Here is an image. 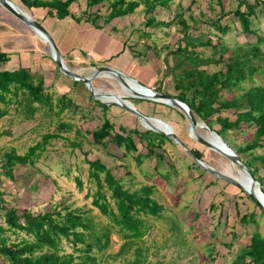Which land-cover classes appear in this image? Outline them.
Segmentation results:
<instances>
[{
	"label": "rangeland",
	"instance_id": "obj_1",
	"mask_svg": "<svg viewBox=\"0 0 264 264\" xmlns=\"http://www.w3.org/2000/svg\"><path fill=\"white\" fill-rule=\"evenodd\" d=\"M12 1L18 6H22L17 0ZM246 1L253 4L256 0ZM78 2L81 3L74 8L75 14H81L84 9H88L86 0ZM238 5L239 0H221L220 3L219 0H176L171 4L170 9H157L155 17L158 21L173 24L169 27H156L154 30L156 35L148 40L150 43L152 41L154 45L152 57L155 66L157 64L164 65L167 68L165 70L166 78L171 79L170 75L172 74L173 84L175 86L178 84L184 90H187L190 81L180 79V70H174L179 62H183L181 74H186L189 69L197 68L202 60L205 62L199 65L201 70H206L210 74L220 70L226 71L225 62L220 64L212 60L214 51L211 46H199L196 51L187 52V54H184L186 52L176 56L171 54V52H176L178 47L186 46L182 26L175 23L174 18L181 13L190 27L188 34L201 38L204 42L211 39L213 44L231 48L246 43H255L257 36L255 34L245 35L241 30L239 20L234 15ZM222 7L227 14L220 18ZM97 9L100 10L102 16H107L110 12L108 3L98 8L94 7L91 11L95 12ZM258 11L253 28L257 30L258 35L264 36V11H260V8ZM146 20L147 16L142 5L133 15L128 16L125 20L123 18L119 20L116 23V28L122 30L126 25L129 27L141 26L146 29ZM218 20L220 24L230 27L228 33L224 34L216 29L213 23ZM0 22L5 26L0 24L1 33L3 31L12 32L9 42L13 44L9 47L27 51L25 66L34 65L35 73L33 75L37 78L43 77L46 95H50L53 99L54 112L62 109V106H58V100L63 95L69 94V102L67 105L65 104L66 108L62 110L57 119L51 109L46 106H40L39 109L33 110L29 99H26L27 96L22 93H19L18 96H8V102L12 101L11 103L0 101V109L7 112V115L0 120V225L6 229L9 228L4 219L6 210L15 209L19 215L24 212L38 215L54 211H61L65 215L68 208L84 212L85 216L93 219L98 230L104 226L112 225L111 221L102 215L93 203L97 194V185L90 178L89 161L101 160L116 178L121 179L125 189L138 191L147 185L154 186L155 193L152 197L166 208L162 218L143 216L149 228L138 245L145 251L146 261L152 264H233L241 251L249 246L253 233L259 232L264 236V216L261 215L255 203L249 199L247 193L240 187L220 180L202 169L174 139L162 135L165 138L164 146L155 148L159 154L163 155L164 159L161 164H158L160 161L158 157H146L140 164L135 158L137 153H128L125 147H118L111 141L107 142V146L95 145L90 132L97 130L105 117L114 123L117 132H122L123 127L128 131L137 130L146 136L145 133L149 131V138L146 136L147 138L141 140L139 136H134L138 152L145 156L148 154L147 145L151 141L150 138L161 140V137L158 136L161 134L150 131V125L147 122H141L139 118L116 105H107V112H105L104 106L100 105L101 102L94 99L90 90L83 83L76 82L62 73L59 74L65 77L64 82L60 77H56L55 71L47 63V60L53 61L49 50L51 49L50 45L41 41V38L29 26L14 15L7 13L1 5ZM40 22L46 23L44 19H41ZM60 25L65 29L67 24L62 22ZM143 45V52L140 49L143 53L141 59L146 60L145 54L147 57L151 50L147 49L146 43ZM262 49L264 51V45ZM219 51L214 56L216 59L221 56ZM159 52L161 53L159 54ZM63 55L66 64L74 66L70 62V56ZM224 57V59H228L229 54H225ZM39 61L43 63L41 67L38 66L40 65ZM163 71H160L159 77L163 76ZM56 79L59 81L57 82ZM252 79L243 82L240 89L224 90L223 98L231 99L234 93L239 96L248 88L256 85L264 86V75L261 73L254 74ZM39 80L34 79V82ZM118 82V79L100 76L94 80L93 85L102 93L101 95H104L102 96L103 100L114 101L113 96L122 93ZM156 88V90L162 89V87ZM66 90L69 91L66 92ZM173 92L175 90L171 89L166 94L170 95ZM127 99L132 101L137 108L139 106L140 111L149 117L166 120V109H169L168 113L176 111V115L181 116L179 110L172 106L146 99L131 97ZM188 102L193 103L190 99ZM133 116L136 117V120ZM221 117L235 121L236 114L234 110H224ZM182 118L185 123L183 115ZM56 120L58 123L70 125V128L63 131L59 138L49 142L47 149L39 154L35 164L24 166L17 163L12 168H7L6 154L12 152L17 155L27 154L31 147L42 141L44 135L58 131L54 127L57 125V123L55 124ZM208 124L213 129L221 128L216 116L212 120L210 118ZM172 128L187 147L202 152L205 155L203 160L212 167L224 171L225 168L233 165L220 153L212 151L190 138L189 133L192 134V132H189L191 130L188 125L185 131L184 129L176 131L174 127ZM198 132L202 136L209 133L204 126ZM254 132V127L244 126L240 129L229 130L222 134V138L236 152L238 147L245 146L252 141ZM256 153L264 155V148L257 149ZM246 159L249 160V158ZM4 170H10L12 175H7ZM260 174H263V170L260 171ZM167 177L168 181L164 179ZM78 180L82 182V185H79ZM104 191L110 197L111 193L107 189ZM110 202L114 205L112 199ZM213 205L215 208L212 207ZM251 213H255V221L242 222V217ZM172 220H176L180 228L179 232L177 230L176 233H173ZM111 231V243L104 254L105 256L98 253L99 257L104 256L103 260H100V264H126L128 260L134 259V249L126 257H108L118 253L124 242L123 237L118 234L117 228H112ZM4 236L9 239L8 246L19 244L25 239L34 241V237L28 236L24 232L14 234L12 231H8ZM214 246L218 256L215 261H212L210 248ZM62 249L66 253L79 254L66 240L63 241ZM250 261L247 259V263ZM0 264H8V262L0 256Z\"/></svg>",
	"mask_w": 264,
	"mask_h": 264
},
{
	"label": "trees",
	"instance_id": "obj_2",
	"mask_svg": "<svg viewBox=\"0 0 264 264\" xmlns=\"http://www.w3.org/2000/svg\"><path fill=\"white\" fill-rule=\"evenodd\" d=\"M17 1L28 9L42 8L47 10L50 18L59 20L72 18L77 23L85 20L96 28L101 29L100 20H104L105 24H108L115 18L135 13L142 5L147 16L145 23L147 28L169 27L173 23L158 21L155 17V12L157 9H170L171 4L176 0H87L88 9L82 15H74L70 11L71 5L79 0ZM220 2L221 0H219ZM107 3L110 12L106 17L91 11L94 7ZM259 8L260 11H264V0H256L253 4L246 0H239V5L234 11V15L239 20L242 32L248 36L255 34L257 41L232 48L221 44H213L211 39L204 42L201 38L189 35L188 30L190 27L187 20L181 13L177 14V19L176 17L174 18L176 20L175 23L182 26L186 46L178 47V50L171 52V54L175 56L183 52L187 54V52L196 51L199 46H211L214 51L212 60L220 64L225 62L226 71L220 70L210 74L206 70H201L199 65L205 62V60H202L197 68L187 70L186 74H180V79H187L190 82H188L187 90L176 84L175 88L179 91L176 98L187 103L195 116L200 117L211 130L217 132L221 137H223L222 134L232 129L236 130L244 126L255 128L252 141L245 146L238 147L236 153L243 158L245 164L264 187V155L256 153L257 149L264 148V86L256 85L248 88L239 96L234 93L231 99H225L222 95L224 90L233 91L240 89L241 84L247 79L253 80L252 78L256 73L264 75V51L262 49L264 36L258 35L257 30L253 28L254 19L258 16ZM226 14L222 7V16L220 15V18ZM213 24L216 29L224 34L230 30L229 26L220 24L219 20ZM217 51L221 53L219 59L214 57L217 55ZM225 54H229L228 59H224ZM8 60L7 55L0 53V64L6 63ZM182 67L183 62H179L174 70L181 71ZM34 79L40 80L35 83ZM19 93L27 96L26 99H29L33 110L39 109L40 106H46L51 109L56 119L62 110L66 108L67 102H69V97L63 95L58 100V106H62V109L54 112L53 99L50 95H46L43 77L37 78L28 69H19L14 72L0 71V101L11 103L12 101L8 102V96H18ZM9 99L11 100V98ZM189 99L193 103H189ZM100 105L104 106L105 112H107L108 107L101 103ZM224 110H234L236 114L235 121L221 117V113ZM6 115L7 112L0 109V120ZM214 116H216V120L221 127L219 130H214L208 124L209 119L211 118L212 120ZM56 123L57 125L54 127L58 131L44 135L42 141L31 147L27 154L17 155L15 152L6 154L7 168H12L17 163L24 166L35 164V161L40 156L39 154L47 149L49 142L59 138L63 131L70 128V125L66 123H58L57 120L55 121ZM149 133V131L145 133L148 138ZM90 134L95 145L107 146V142L111 141L118 147H125L128 153H137L135 158L140 164L146 157H158L160 159L158 164H161L162 159H164L163 155L156 151L158 147L162 148L165 144V138H163L164 135L162 136V134H158L161 140L159 138H150L151 141L148 142V154L146 156L138 152L134 136H139L141 140L147 137L137 130L128 131L123 127L122 132H117L114 123L107 117L104 118L102 125L97 130L90 132ZM192 153L199 160H203L205 157L202 152L195 149H192ZM244 157L249 158V160ZM89 164L90 178L97 185V194L93 202L94 206L111 221L112 225L104 226L98 230L93 219L85 216V213L80 210H72L70 208L66 210L65 215L61 211L38 215L32 212H24L19 215L15 209L6 210L4 219L9 228L6 229L0 225V256L8 264H100V260H103L104 254L110 246L112 228L118 229V234L123 237L124 242L118 253L108 257H126L134 249V259L128 260L126 264H152L146 261L145 251L138 244L139 241L143 240L149 228L143 216H152L159 219L162 218V214L166 209L163 204L152 197L155 193L154 186L147 185L138 191H130L125 189L121 179L116 178L101 160L89 161ZM261 170H263L262 175L260 174ZM4 172L7 175H12L10 170H4ZM164 179L166 181L169 180L168 177ZM78 183L82 185L80 180H78ZM104 189L111 193L110 197L105 193ZM111 199L114 201V205L111 204ZM249 199L251 198L249 197ZM255 205L260 210L261 215L264 216L263 209L256 203ZM212 207L215 208L214 205ZM255 218V213H251L243 216L241 220L242 222H249L255 221ZM22 220L23 222H21ZM171 224L173 233H176L177 230L179 232L180 228L176 220H172ZM8 231H12L14 234L24 232L26 235L34 237V241L25 239L19 244L8 246L7 242L9 239L4 236ZM64 240L71 243L79 254L64 252L62 249ZM210 251H212L210 254L211 260L215 261L218 256L215 246L210 248ZM98 253L104 256L99 257ZM247 259L251 261L247 263ZM233 264H264V236L259 232L253 233L249 246L241 251Z\"/></svg>",
	"mask_w": 264,
	"mask_h": 264
},
{
	"label": "crops",
	"instance_id": "obj_3",
	"mask_svg": "<svg viewBox=\"0 0 264 264\" xmlns=\"http://www.w3.org/2000/svg\"><path fill=\"white\" fill-rule=\"evenodd\" d=\"M80 3L81 2H76L71 5L70 11L74 15H82V13L87 10L84 9L81 14H75L74 8L79 6ZM21 5L22 8L24 7V9L28 10V12H31L30 15L34 19L38 20L39 22L41 19H44V21H46V23L43 22L44 24H42L47 28V30L51 33L52 37L56 41L62 57L64 56L63 54H67L70 56L71 60H69L74 65L72 67L67 65L70 69L80 73L81 75L90 76L94 73L96 67L110 66L118 71H121L125 75L136 79L146 87H149L158 93L166 94L168 93V90L171 91V89H173L175 90V92L170 95L175 98L178 96L179 91L176 90L175 85L173 84V75L170 73L171 79H167L165 75V70H167V68L164 67V65L159 64L155 66V62L153 61L152 49L154 45L152 41L150 43V41L148 42V40L152 39L153 36L156 35V33L154 32L156 28L144 29V27L142 28L141 26L129 27L126 25L122 30L116 28V23L119 22V20H122V18L123 20H125L128 16H131L134 13L124 17H120L121 19L115 18L108 24H105L104 20H102L101 22L99 21V24L102 26V28L98 29L93 24L85 20H83L81 23H77L72 18H66L65 20L50 18L47 14V10L45 9H28L23 4ZM6 12L12 15L9 11L6 10ZM95 13H99L101 15L99 9H97ZM62 22H66L67 24L65 29H63V27L60 25ZM0 24L5 27L2 22H0ZM10 25L12 26L11 23ZM10 33L12 34L11 31H3V33L0 32V53L7 55L9 59L8 62L0 64V71L3 72L7 70L14 72L19 69H28L32 74L35 73L33 69L34 65H30L28 67L25 66L27 51L25 52L24 50H15L9 47L13 44L9 42L11 40ZM143 38L145 39L143 40ZM143 41L144 43H146L147 49L151 50L148 52L149 55H147V57L145 54L146 60L141 59L144 48ZM140 49L142 50V52L140 51ZM160 53L161 52H159V54ZM41 62L42 61L38 62L40 63V65H38L40 67L43 64ZM47 63L51 66V68H53V71H55L54 75H56V77H60L61 81L64 82L65 77H62L60 75L62 72L60 71L55 61L47 60ZM167 65L169 66V64ZM161 70H164L163 76L159 77ZM179 72L180 74L182 73V71ZM169 80L171 81L169 82ZM56 81L58 82L59 80L56 79ZM156 87H162V89L156 90ZM68 91L69 90H66V92ZM137 109H139V106ZM168 111L169 109H166L165 111L167 112L165 113L166 120H162L166 123H169L171 126L173 125L172 127H174L176 131H179V129H184L185 131L187 125L189 127L188 119L181 111H179L181 113V116H179L178 114L176 115V111H172L170 113H168ZM155 112L157 111L155 110ZM121 113L124 114L122 111ZM149 114L152 115L151 113ZM182 115L186 120L185 123ZM134 119L136 120V117H134ZM169 119L170 121H167ZM197 119L199 122L203 121L200 117H197ZM153 124L160 129L165 127L168 131L173 130L170 129V126L165 123H161L163 127L154 122ZM214 129L217 130V128Z\"/></svg>",
	"mask_w": 264,
	"mask_h": 264
},
{
	"label": "water",
	"instance_id": "obj_4",
	"mask_svg": "<svg viewBox=\"0 0 264 264\" xmlns=\"http://www.w3.org/2000/svg\"><path fill=\"white\" fill-rule=\"evenodd\" d=\"M0 5L4 7L7 11H9L12 15H14L17 19L25 23L30 28L37 31L39 34L44 35L46 40L48 41V44L50 45L51 51H52V58L55 61V63L58 65L60 71L67 77L75 80L76 82H81L90 90L92 96L95 100L100 101L104 105H116L126 112L136 116L141 121L150 122L151 120H158L161 123H165V121L161 119H157L154 117H148L144 114H142L135 106V104L128 100V97L131 98H139V99H146L149 101L161 103L164 105L172 106L173 108L178 109L181 111L186 118L188 119L189 123L192 125V129L194 130V136L198 143L208 147L212 151H215L217 153H220L224 157H226L231 163H233L235 166L242 169L248 180H250L251 183H253L254 188H257L258 186V192L256 195L252 193L251 191H247L246 188L231 174L222 170H217L216 168L209 165L207 162L203 160H199L193 153L192 150L187 147V145L174 133V131L170 132H164L153 125L149 126V130L153 132L160 133L166 137H170L174 139L176 143H178L181 147H183L195 160L197 165H199L202 169L208 171L209 173H212L215 175L218 179L229 182L231 184H234L241 189H243L247 195L264 211V187L263 185L258 181V179L253 175L252 171L249 169V167L245 164L244 160L234 151L233 148L215 131L211 130L206 123H204V128L207 129L209 132L213 133L215 137L219 140V142L222 144V147L217 146V144L213 143L209 139H207L205 136L200 135L197 132V129L199 127V124H201L197 117L195 116L194 112L191 110L189 105L185 103L184 101L177 99L175 97H172L170 95H166L164 93H158L154 91L153 89L146 87L136 79H133L132 77H129L122 73L121 71H118L110 66H100L96 67L94 73L90 76H84L80 73L70 69L65 60L63 59L59 48L57 46L56 41L52 37L51 33L47 30V28L40 23L38 20L34 19L32 16L27 15L24 12H21L17 5L12 0H0ZM103 73H114L118 76L119 81L125 85L126 87H129L128 81H131L138 86H140L143 90H145V93L138 92L136 90H133L132 95L129 96H118L117 101H104L102 99V96L99 95L95 91V87L93 85V81L103 75ZM169 124V123H168ZM170 125V124H169ZM203 127V126H202ZM193 135V134H192Z\"/></svg>",
	"mask_w": 264,
	"mask_h": 264
},
{
	"label": "bare ground",
	"instance_id": "obj_5",
	"mask_svg": "<svg viewBox=\"0 0 264 264\" xmlns=\"http://www.w3.org/2000/svg\"><path fill=\"white\" fill-rule=\"evenodd\" d=\"M15 3V2H14ZM16 5H17V3H16ZM21 5V4H20ZM17 7H18V9L21 11V12H24V13H26L27 15H29V16H31L30 15V12H28V11H26V10H24V7L23 8H21L20 6H18L17 5ZM32 29V28H31ZM33 30V32L38 36V37H40L41 38V41H44L45 43H46V45H49L48 44V41L45 39L46 37L44 36V35H42V34H39L37 31H35L34 29H32ZM49 48V47H48ZM50 50V53H51V55H52V51H51V49H49ZM101 76H103L104 78L105 77H107V78H109V79H118V76L116 75V74H114V73H103V75H101ZM118 81H119V79H118ZM128 83H129V87H126L125 85H123L120 81L118 82V84L120 85V88L122 89V93L120 92V93H117V94H115L113 97H114V101H117L118 99V96H129V95H132V92H133V90H136V91H138V92H143V93H145V90H143L140 86H138L137 84H135V83H133V82H131V81H128ZM95 91L97 92V93H99V95L100 96H102L101 94L102 93H100L96 88H95ZM108 92V91H107ZM105 93V92H104ZM111 93V92H110ZM103 98V97H102ZM106 98V97H105ZM104 101H107V102H110V101H113V100H104ZM142 122V121H141ZM144 122H146V121H144ZM153 122L154 123H158V124H160L161 126H162V124H161V122H159L158 120H151L150 122H147L149 125H153L154 127H156L154 124H153ZM201 124H199V127H198V129H197V132H198V130L202 127V126H205L202 122H200ZM165 124H167L168 126H170V129H173L172 128V126L171 125H169L168 123H166L165 122ZM163 127V126H162ZM156 128H158V127H156ZM158 129H160V128H158ZM189 129L191 130V132H192V134L191 133H189V136L192 138V139H195V136H194V130L192 129V125L191 124H189ZM160 130H162V131H164V132H170V131H168L165 127H163L162 129H160ZM203 131V130H202ZM199 133V132H198ZM205 134V133H204ZM207 139H209L210 141H212L213 143H215V144H217V146H219V147H222L221 145V143L219 142V140L215 137V135H213V133H211V132H209L206 136H205ZM196 140V139H195ZM197 142V141H196ZM233 164V163H232ZM226 169V168H225ZM224 169V171L225 172H228V173H231L245 188H246V190L247 191H251L252 193H254L255 195H256V193L258 192L257 190H258V186H257V188H254V186H253V183H251L250 182V180H248V178L246 177V175L244 174V172L242 171V169H240L239 167H237V166H235L234 164L231 166H229V168H227L226 170Z\"/></svg>",
	"mask_w": 264,
	"mask_h": 264
},
{
	"label": "clouds",
	"instance_id": "obj_6",
	"mask_svg": "<svg viewBox=\"0 0 264 264\" xmlns=\"http://www.w3.org/2000/svg\"><path fill=\"white\" fill-rule=\"evenodd\" d=\"M142 100V99H141ZM97 101V100H96ZM153 102V101H152ZM161 104V103H160ZM162 105H164V104H162ZM107 106V105H106ZM168 106V105H167ZM162 120V119H161Z\"/></svg>",
	"mask_w": 264,
	"mask_h": 264
}]
</instances>
